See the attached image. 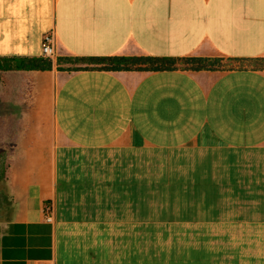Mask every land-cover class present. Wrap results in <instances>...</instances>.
I'll use <instances>...</instances> for the list:
<instances>
[{
  "label": "crops",
  "instance_id": "crops-1",
  "mask_svg": "<svg viewBox=\"0 0 264 264\" xmlns=\"http://www.w3.org/2000/svg\"><path fill=\"white\" fill-rule=\"evenodd\" d=\"M46 34L56 59L264 58V0H0V57ZM53 71L40 141L43 95L10 90ZM53 71L0 73L28 133L6 168L0 142V264H264V70Z\"/></svg>",
  "mask_w": 264,
  "mask_h": 264
},
{
  "label": "trees",
  "instance_id": "trees-1",
  "mask_svg": "<svg viewBox=\"0 0 264 264\" xmlns=\"http://www.w3.org/2000/svg\"><path fill=\"white\" fill-rule=\"evenodd\" d=\"M239 63L254 69L264 70V58H220L202 56H90L58 57L56 62L44 56L0 57V73L5 72H77L103 70L108 72L146 71H224L227 64ZM85 66V67H83Z\"/></svg>",
  "mask_w": 264,
  "mask_h": 264
},
{
  "label": "rangeland",
  "instance_id": "rangeland-1",
  "mask_svg": "<svg viewBox=\"0 0 264 264\" xmlns=\"http://www.w3.org/2000/svg\"><path fill=\"white\" fill-rule=\"evenodd\" d=\"M85 67V66H83ZM243 67L249 68L246 64ZM242 68V65L239 63L227 64L225 66V70L237 69ZM58 85V73L53 71L51 73L40 74L35 76L25 75L18 78L16 84L10 90V93H17V99L25 102L26 94L31 95L33 97H37L38 94L43 95L45 99V103L42 108V121L44 122L43 126L45 129L41 131L42 136L40 141H44V138L49 133L51 136L55 133V127L53 124V118L51 110L48 108V99H51L55 92ZM0 93H4L2 86L0 85ZM29 103V100L28 102ZM9 121L8 119L1 120L0 123H6ZM6 126H0V142H5L6 144V151L3 155V166L6 168L7 164L10 162V156L12 153L11 145L15 142V140L24 134H28L24 129L25 124L23 120L20 118H13L10 120V126L8 129L5 128Z\"/></svg>",
  "mask_w": 264,
  "mask_h": 264
},
{
  "label": "built area",
  "instance_id": "built-area-1",
  "mask_svg": "<svg viewBox=\"0 0 264 264\" xmlns=\"http://www.w3.org/2000/svg\"><path fill=\"white\" fill-rule=\"evenodd\" d=\"M43 56L51 59H56V51L54 49V38L51 34H46L43 37V46H42ZM48 220H51V217H48ZM39 264H55L51 261L41 262Z\"/></svg>",
  "mask_w": 264,
  "mask_h": 264
}]
</instances>
